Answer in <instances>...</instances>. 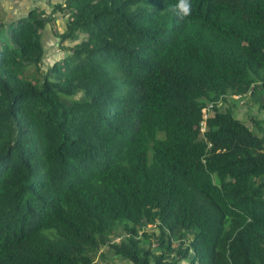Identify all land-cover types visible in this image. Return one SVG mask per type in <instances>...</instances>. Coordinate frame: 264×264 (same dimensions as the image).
Here are the masks:
<instances>
[{
	"label": "trees",
	"instance_id": "obj_1",
	"mask_svg": "<svg viewBox=\"0 0 264 264\" xmlns=\"http://www.w3.org/2000/svg\"><path fill=\"white\" fill-rule=\"evenodd\" d=\"M176 3L64 0L44 73L49 18L0 22V264H97L117 228L130 264H264V121L218 105L264 91V0Z\"/></svg>",
	"mask_w": 264,
	"mask_h": 264
},
{
	"label": "rangeland",
	"instance_id": "obj_2",
	"mask_svg": "<svg viewBox=\"0 0 264 264\" xmlns=\"http://www.w3.org/2000/svg\"><path fill=\"white\" fill-rule=\"evenodd\" d=\"M48 1V6H49V13H45L42 12L40 13V8H38V10L36 11V13L42 18H49L48 25H49V30H50V34H47V36H45L46 38H44L43 40V44L45 46V54L43 55V61H42V72L44 73V70L48 67V65L50 63H52V60L49 59L50 55H56V53H58V57L54 58V59H59L64 52V44H61L59 42V34L63 31V29L65 28V18L67 13H64V11L62 10V6H63V1L64 0H46ZM55 4H59V9H55L54 5ZM52 14H57L58 16V20L59 23L57 24L55 22V18L52 16ZM4 18V17H3ZM3 18L0 17V22H2L3 24H7V21H3ZM5 19H7L5 17ZM63 43V42H62ZM61 46V48L59 47ZM66 47V46H65ZM74 99V100H78L79 96H60V100L64 103V104H68L70 103V101ZM242 100V103H239V100ZM239 100L236 99V97L234 95H228L225 96V100L224 102L221 101L220 103H218V105L223 106V104L226 105H230V107L233 109V113L236 114V116L243 122H245L246 125L250 124V119L252 116H255L256 118L262 120V122L264 121V109L260 108V105L264 104V91L257 89V90H252L249 93H244V95H242L240 97ZM207 105L209 104L208 102H206ZM223 103V104H221ZM264 126V124H263ZM260 181L264 180V176L259 177ZM146 233L149 237V240L151 241V249L152 250H156V241L154 240V236L156 234V229L154 228L153 225L148 224V223H141L139 225V230L137 233V238H141L142 234ZM123 232L121 231L120 228H117L114 230V233L109 235L107 240L108 243L111 242H117L119 241L122 237H123ZM107 245L104 244L97 252L95 257L93 258V261L97 264H130L128 261H126L124 258L117 256L115 254H113L111 251L108 250ZM181 264H186L184 262H181Z\"/></svg>",
	"mask_w": 264,
	"mask_h": 264
},
{
	"label": "crops",
	"instance_id": "obj_3",
	"mask_svg": "<svg viewBox=\"0 0 264 264\" xmlns=\"http://www.w3.org/2000/svg\"><path fill=\"white\" fill-rule=\"evenodd\" d=\"M40 8V11L49 13L48 1L46 0H0V17H4L3 21H7V23L18 21L21 18L27 17L32 9L36 11ZM55 18V22L58 24V16L57 14H52ZM5 17L7 19H5ZM50 34L49 25L46 23L41 32V42L43 46V53L45 54V46L43 44L45 36ZM58 53L56 55L51 54L49 59L54 61L56 57H58Z\"/></svg>",
	"mask_w": 264,
	"mask_h": 264
},
{
	"label": "clouds",
	"instance_id": "obj_4",
	"mask_svg": "<svg viewBox=\"0 0 264 264\" xmlns=\"http://www.w3.org/2000/svg\"><path fill=\"white\" fill-rule=\"evenodd\" d=\"M168 10L178 14L180 19H184L191 15L192 6L190 0H177V3Z\"/></svg>",
	"mask_w": 264,
	"mask_h": 264
},
{
	"label": "built area",
	"instance_id": "obj_5",
	"mask_svg": "<svg viewBox=\"0 0 264 264\" xmlns=\"http://www.w3.org/2000/svg\"><path fill=\"white\" fill-rule=\"evenodd\" d=\"M249 92L250 91H247L246 93H249ZM242 95H244V94H236L234 96L236 97L237 100H239ZM239 103H242V100L241 99L239 100ZM211 107H212V104L210 103L208 105H205V107L203 108L202 120L199 123V132L201 134L205 130V119H206L207 116L210 115Z\"/></svg>",
	"mask_w": 264,
	"mask_h": 264
}]
</instances>
